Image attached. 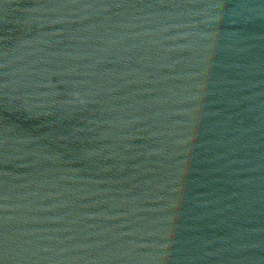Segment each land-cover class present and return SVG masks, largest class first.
Segmentation results:
<instances>
[{
	"label": "water",
	"instance_id": "obj_1",
	"mask_svg": "<svg viewBox=\"0 0 264 264\" xmlns=\"http://www.w3.org/2000/svg\"><path fill=\"white\" fill-rule=\"evenodd\" d=\"M0 264H264V0H0Z\"/></svg>",
	"mask_w": 264,
	"mask_h": 264
}]
</instances>
